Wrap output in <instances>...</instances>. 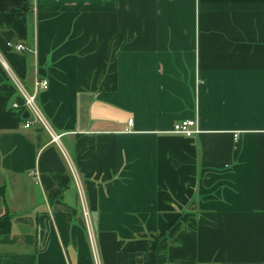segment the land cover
<instances>
[{
	"label": "crops",
	"instance_id": "obj_1",
	"mask_svg": "<svg viewBox=\"0 0 264 264\" xmlns=\"http://www.w3.org/2000/svg\"><path fill=\"white\" fill-rule=\"evenodd\" d=\"M11 74L101 264H264V0H0V264H94Z\"/></svg>",
	"mask_w": 264,
	"mask_h": 264
},
{
	"label": "built area",
	"instance_id": "obj_2",
	"mask_svg": "<svg viewBox=\"0 0 264 264\" xmlns=\"http://www.w3.org/2000/svg\"><path fill=\"white\" fill-rule=\"evenodd\" d=\"M16 49L18 52H25L26 48L23 45L16 46ZM11 77L16 84L18 90L21 93L22 99H23V107L26 109V111L29 113V118L25 120L24 127L26 129L32 128L35 124H39L42 126L52 137V140L54 143L58 144L61 147V135L56 134V132L53 130L50 122L46 118L45 114L41 110L38 102L37 97L35 94L29 93L26 88L15 78L12 74ZM49 87L48 81H37L36 88L41 91L47 90ZM20 105L15 104L16 108H19ZM130 124L133 123V120H130ZM200 128L197 120H186L180 123H177L174 125L173 133L185 136L187 138H193L194 136L200 134ZM236 140L238 139V136H235ZM62 148V147H61ZM62 152L64 154V157L67 161V164L70 168L71 174L73 176V179L75 181L76 187L78 189V194L80 198V202L82 205V212L83 216L86 222V228L89 236V240L91 243V248L94 256V264H101L99 253H98V247L96 244L95 234L93 231L92 223H91V216H90V210L88 208V201L86 197V193L84 190V186L82 183V180L80 178L79 172L72 160V158L69 156V154L62 148Z\"/></svg>",
	"mask_w": 264,
	"mask_h": 264
},
{
	"label": "trees",
	"instance_id": "obj_3",
	"mask_svg": "<svg viewBox=\"0 0 264 264\" xmlns=\"http://www.w3.org/2000/svg\"><path fill=\"white\" fill-rule=\"evenodd\" d=\"M11 231V223L8 218H0V236L9 234Z\"/></svg>",
	"mask_w": 264,
	"mask_h": 264
},
{
	"label": "water",
	"instance_id": "obj_4",
	"mask_svg": "<svg viewBox=\"0 0 264 264\" xmlns=\"http://www.w3.org/2000/svg\"><path fill=\"white\" fill-rule=\"evenodd\" d=\"M12 35H13L12 32H6V33H3V36H4L9 42H11ZM25 116H26V117H29V113H26Z\"/></svg>",
	"mask_w": 264,
	"mask_h": 264
}]
</instances>
